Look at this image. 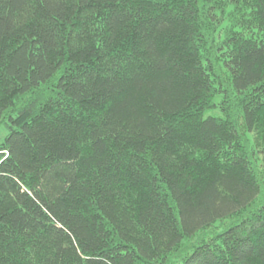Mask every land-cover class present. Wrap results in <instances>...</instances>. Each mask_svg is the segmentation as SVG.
Instances as JSON below:
<instances>
[{
	"label": "trees",
	"instance_id": "trees-1",
	"mask_svg": "<svg viewBox=\"0 0 264 264\" xmlns=\"http://www.w3.org/2000/svg\"><path fill=\"white\" fill-rule=\"evenodd\" d=\"M0 264H264V0H0Z\"/></svg>",
	"mask_w": 264,
	"mask_h": 264
}]
</instances>
